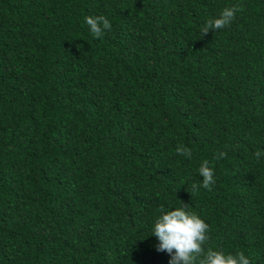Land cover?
Here are the masks:
<instances>
[{
	"label": "trees",
	"instance_id": "16d2710c",
	"mask_svg": "<svg viewBox=\"0 0 264 264\" xmlns=\"http://www.w3.org/2000/svg\"><path fill=\"white\" fill-rule=\"evenodd\" d=\"M257 150L264 0H0V264H169L154 222L182 203L206 247L264 264Z\"/></svg>",
	"mask_w": 264,
	"mask_h": 264
},
{
	"label": "clouds",
	"instance_id": "9594fccd",
	"mask_svg": "<svg viewBox=\"0 0 264 264\" xmlns=\"http://www.w3.org/2000/svg\"><path fill=\"white\" fill-rule=\"evenodd\" d=\"M240 6L225 7L217 18H210L201 28V38L210 30L217 31L225 28L236 18V13L242 11ZM85 23L95 39L104 36L105 30H111V23L104 15L86 16ZM175 152L187 158L192 157L191 149L184 145H177ZM227 155L220 152L216 159ZM257 160L264 155V151L257 150L254 153ZM203 177L200 187L211 190L215 184L214 169L209 166V161L204 160L198 169ZM188 204L182 203L181 207L165 211L160 208V215L154 222L153 234L159 241L155 246L158 252H167L170 255L169 264H251L250 259L243 253L235 255L226 254L223 250H215L206 247L210 241V227L198 214L187 209Z\"/></svg>",
	"mask_w": 264,
	"mask_h": 264
}]
</instances>
